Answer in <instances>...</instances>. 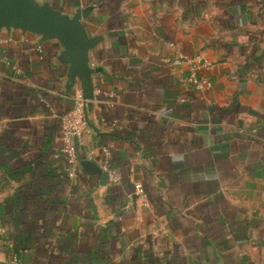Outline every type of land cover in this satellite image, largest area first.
<instances>
[{"label":"crops","instance_id":"obj_1","mask_svg":"<svg viewBox=\"0 0 264 264\" xmlns=\"http://www.w3.org/2000/svg\"><path fill=\"white\" fill-rule=\"evenodd\" d=\"M26 1L77 23L0 26V264H264V0Z\"/></svg>","mask_w":264,"mask_h":264},{"label":"built area","instance_id":"obj_2","mask_svg":"<svg viewBox=\"0 0 264 264\" xmlns=\"http://www.w3.org/2000/svg\"><path fill=\"white\" fill-rule=\"evenodd\" d=\"M186 60L191 63V71L187 81L196 88L200 89L205 86H209L210 82L208 80L197 76L199 64L202 62L201 56H197L193 60L186 58ZM206 66L212 67L213 64L207 63ZM86 101L87 99H84L80 94L76 95L72 108L62 115V140L64 143L63 153L67 163L66 172L70 177H73L77 171L78 156L76 153V140L81 138L86 127ZM90 156L91 154L88 155V157ZM102 169L106 173L108 183H116L119 181L120 177L116 170L109 168L105 163L102 166ZM136 189L141 191L142 185L140 183H136ZM12 264L21 263L16 261Z\"/></svg>","mask_w":264,"mask_h":264},{"label":"water","instance_id":"obj_3","mask_svg":"<svg viewBox=\"0 0 264 264\" xmlns=\"http://www.w3.org/2000/svg\"><path fill=\"white\" fill-rule=\"evenodd\" d=\"M56 14L31 11L26 0H0V26L12 25L29 28L31 30L53 29L62 34L65 41H71V29L76 26ZM84 99H87L83 96ZM80 164L91 171H98L97 165L89 160H81Z\"/></svg>","mask_w":264,"mask_h":264}]
</instances>
